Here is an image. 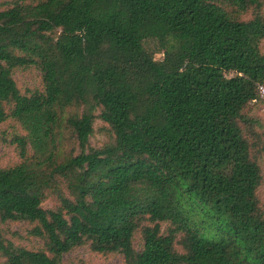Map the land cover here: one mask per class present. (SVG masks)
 <instances>
[{
  "label": "trees",
  "instance_id": "16d2710c",
  "mask_svg": "<svg viewBox=\"0 0 264 264\" xmlns=\"http://www.w3.org/2000/svg\"><path fill=\"white\" fill-rule=\"evenodd\" d=\"M263 41L264 0L0 5V122L23 131L21 161L0 167V223L43 240L0 228L4 263L62 264L88 243L124 264H264ZM31 65L42 89L21 93L12 71Z\"/></svg>",
  "mask_w": 264,
  "mask_h": 264
},
{
  "label": "rangeland",
  "instance_id": "374dc122",
  "mask_svg": "<svg viewBox=\"0 0 264 264\" xmlns=\"http://www.w3.org/2000/svg\"><path fill=\"white\" fill-rule=\"evenodd\" d=\"M12 0H0V5L3 7L7 2ZM264 50V41L262 42ZM156 58L161 57L160 53L155 54ZM12 77L17 88L21 93H29L34 89H42L41 73L33 65L28 67H17L12 71ZM256 115L264 122V109L256 107ZM261 132V142H264V130L258 128ZM23 134L19 124L12 119H6L0 122V167H10L21 161L19 155V147L15 141L16 135ZM109 135L107 125L100 119H95L93 123V132L89 137V142L92 146H100L108 141ZM262 180L257 192L258 199L261 205L264 206V152L258 158ZM56 204L53 196H49L43 206L50 208ZM143 222L142 224H145ZM161 229L164 230L166 223L162 222ZM32 226L27 221L9 220L5 223H0V228L5 232L6 237L11 239L15 244L28 249L43 248V240L39 237L32 236L28 233V229ZM133 246L136 250L141 249L142 233L138 228L133 234ZM177 250H180L176 246ZM0 264L4 263V258L0 256ZM62 264H124L123 255L118 252L100 253L91 250L89 244H83L75 247L69 252L63 254Z\"/></svg>",
  "mask_w": 264,
  "mask_h": 264
},
{
  "label": "built area",
  "instance_id": "2783aa9c",
  "mask_svg": "<svg viewBox=\"0 0 264 264\" xmlns=\"http://www.w3.org/2000/svg\"><path fill=\"white\" fill-rule=\"evenodd\" d=\"M258 95L263 102L262 108L264 109V86L261 84L257 85Z\"/></svg>",
  "mask_w": 264,
  "mask_h": 264
}]
</instances>
